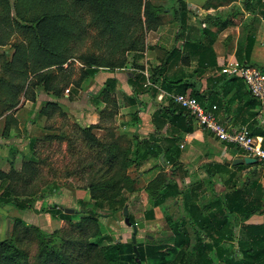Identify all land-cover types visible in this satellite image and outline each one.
<instances>
[{
  "label": "trees",
  "instance_id": "1",
  "mask_svg": "<svg viewBox=\"0 0 264 264\" xmlns=\"http://www.w3.org/2000/svg\"><path fill=\"white\" fill-rule=\"evenodd\" d=\"M233 1L236 0H220V4ZM166 8H170V11ZM247 8L264 18V0H256ZM188 10L187 0H170L167 7L151 0H0V46L10 43L14 35H23L21 40L12 45V50L5 49L0 52V118L4 119L1 134L10 137L12 126L18 125L14 114L21 106L22 98L34 102V109L29 111V117L32 118L38 107L40 92L61 98L66 89L78 90L81 83L100 68L116 70L125 67L129 61L127 53L136 52L142 56L147 48L146 32L161 26L164 15L172 13V21L180 23L182 33L187 24ZM260 17L255 15L246 25L244 39L236 53L238 61L256 67L258 66L251 62V54L256 40L254 24ZM236 22L235 19L228 18L224 20L221 28ZM90 26L99 30V45L103 51L87 50L78 53L80 48L77 42L86 39L85 33ZM204 32V39L192 41L188 38L185 46L190 44L194 47L193 53L200 56L199 63L209 66L216 62L209 58V54L216 57L213 44L217 32L207 27H204ZM181 53L179 48L174 47L160 67L154 71L151 69L149 76L143 71L131 73L142 85L137 88L133 84L135 94L150 89L158 90L154 85L156 83L168 91L179 84L177 91L185 93V87L190 85L188 81H193L188 78L189 74L178 76L177 70L173 72L174 75L169 73L175 62L182 61ZM76 56L85 65L79 69L80 76L74 78L71 68L64 67V64ZM137 67L140 70L145 69L141 64H137ZM258 68L264 72V67ZM204 70L198 68L194 72L203 74ZM222 75V81L232 82L237 88L232 101L235 98L245 100L248 107L261 103L249 91L243 78L230 76L223 71ZM117 86V79L111 77L95 97V101L102 100L107 103L102 112L108 120L114 118L119 108L114 95ZM195 91L193 89L189 95L204 103L203 97ZM69 96L71 99L72 93ZM212 99L219 103L224 101L219 95ZM138 102L136 95L131 97V103ZM56 112L63 114L65 111L57 100H50L38 107L36 116L52 117ZM195 119L196 116L191 110L169 97L168 102L153 114L154 123L159 129L169 124L167 134L158 139L154 138L153 141L142 139L138 142L137 138L123 140L122 134L112 130L110 139L106 141L96 136L94 130L98 127L97 124L79 128L86 147L104 153L103 157L98 155L108 166L106 173L111 172L117 162L123 167L133 163L139 166L150 156L158 157L164 151L166 157L169 153H175L172 167L166 168L163 164L160 172L144 186L153 205L146 210L145 216L153 220L156 218L155 208L160 207L165 211V220L171 232L167 241L158 240L153 235L152 238L146 237L145 241L139 242L134 233L130 240L119 238L112 243L103 244L107 239L112 240V237L107 233L101 235L97 228L94 231L95 241L91 243H83L86 240L83 235H71L70 240L61 239L62 243H57L58 229L53 233H45L35 226L41 243L36 259L31 260L29 243H26L29 225L18 217L14 219L11 234L0 240V264H82V259L88 257L92 264H139L135 245L142 264H264V223H246L252 214H264V184L258 180L245 187L234 184L223 196H214L206 202L200 201L198 183L189 189L183 187L188 171L183 170L179 161V144L185 132L193 131ZM248 127L253 135L264 136V124L260 126L257 121H252ZM49 137L51 135L45 136ZM38 138L36 135L31 138L30 149L35 148ZM134 141L137 144L133 148ZM213 165L225 168L219 164L210 166ZM38 166V162L32 157L26 159L20 169L12 164L8 172L0 170V206L11 204L19 210L33 208L37 213L46 210L35 206L36 201L45 199L43 195L19 198L36 179ZM118 180L133 182L118 170L106 181L89 185L93 200L84 201L82 204L90 211V216L83 218L78 223L79 226L82 227L83 221L88 219L96 222L97 217L102 216L101 210L105 208L111 216H116L120 211L124 213L129 197L115 191ZM55 189L59 190L56 185ZM97 189L101 190L100 195H96ZM175 201L179 202V208L176 213L171 214L169 210ZM79 211L66 213L57 204L48 209L54 218L67 220L79 216ZM129 217L132 225L137 228L139 221L135 220L132 213H129ZM126 222L124 218V224L129 223ZM237 227L239 230H236Z\"/></svg>",
  "mask_w": 264,
  "mask_h": 264
},
{
  "label": "crops",
  "instance_id": "2",
  "mask_svg": "<svg viewBox=\"0 0 264 264\" xmlns=\"http://www.w3.org/2000/svg\"><path fill=\"white\" fill-rule=\"evenodd\" d=\"M254 2L256 0H236L221 5L220 0H187L188 19L182 33L180 32V23L177 21H173L167 27L168 29L164 28L166 24L159 26L155 30L154 41H146L147 48L142 56L136 52L127 53L129 61L125 67L116 70L100 68L95 74L86 78L78 87V90L69 91L68 88L61 98H54L52 95L47 94L45 102L57 100L75 123L81 125L97 124L98 127L94 130L96 136L106 141L111 137L112 127V131L115 133L123 136L126 134L129 139L137 138L138 142L142 139L153 141L154 138H161L167 134L169 124L167 123L159 129L154 123L153 114L168 102L170 96L167 93H179L177 91L179 84L168 91L159 83H156L154 85L158 90L150 89L135 94L133 84H136L137 88L142 85L131 73L143 71L149 76L151 69L154 71L157 67H160L162 61L171 53V50L177 47L182 51V61L175 62L170 67L169 73L174 75L173 72L177 70L178 76L183 73L189 74L188 78L193 81H188L190 85L185 87V93L190 94L195 89V92L203 97V100H201L204 102L202 104L206 109L211 110L213 105H217L214 109L216 118L231 131L238 130L242 125L248 126L252 121H257L258 125L261 126L264 124V103L261 102L254 107H248L245 100L235 98L232 101L233 96L237 93V88L233 86L232 82L222 81L221 70L228 62L238 61L236 53L240 42L244 39L246 25L252 21L255 15L261 16L247 8L249 4L251 5ZM228 18L235 19L237 22L221 28L224 20ZM255 23L256 40L251 54V62L258 67H264V18L260 17V20ZM204 27L217 32L213 44L216 57L209 54V58L216 62L209 66L208 64L202 65L199 63L200 56L193 53L194 47L190 44L185 46L188 38L192 41L204 39L206 36ZM184 57L185 60H183ZM137 64L144 65L145 69L140 70ZM198 68L201 70L204 68V73L196 74L194 71ZM111 77L116 78L118 81L114 95L119 108L114 118L108 120L105 113L102 112L107 103L102 100L95 101V97L104 87L107 79ZM70 93L73 95L71 99ZM160 94H163L162 98H159ZM135 95L139 102L133 104L131 103V97ZM217 95L222 96L223 103L212 99ZM34 106V102L25 98L22 99L21 106L14 114L19 123L17 126H12L10 137H4L1 134L3 126L1 127L0 170L8 172L12 168V164L19 168L24 160L23 157L35 155L38 150L37 145L35 144V148L30 149L31 138L36 135L35 132L43 134V138L49 135L50 126L48 122L53 117L48 118V116L43 115L37 118L36 111L38 107H36L37 109L32 118L29 117V111L33 110ZM39 119H43L42 125L39 124ZM60 120L63 119L56 117V123ZM193 127L192 132H185L182 136L179 144V161L183 165V170L188 171V175L184 178L183 187L189 189L190 186L198 183L200 185L201 202H206L214 196H223L234 184L245 187L255 180L264 184V164L260 160L234 162L235 159L248 155L240 147L217 138L197 118L193 122ZM43 129L46 130L42 131ZM58 135H60L59 132ZM136 144L134 141L133 148ZM174 154L169 153L166 157L164 151L158 157L150 156L142 161L139 167L143 168L142 171L147 169V172L138 174V179L147 184L160 172L163 164L166 168L172 167ZM212 164L224 165L225 168L215 167L214 165L211 167ZM146 196L148 195H142L146 203L145 212L153 206L151 201L146 202ZM161 211L160 207L155 208L156 217ZM169 213L172 214L173 212ZM246 223H264V214L259 212L252 214L246 220ZM236 230H239V227Z\"/></svg>",
  "mask_w": 264,
  "mask_h": 264
},
{
  "label": "rangeland",
  "instance_id": "3",
  "mask_svg": "<svg viewBox=\"0 0 264 264\" xmlns=\"http://www.w3.org/2000/svg\"><path fill=\"white\" fill-rule=\"evenodd\" d=\"M151 1L164 7L170 5V0ZM166 9L168 12L170 11V8ZM173 18L174 16L172 13L164 15L163 24H166L164 27L165 29H168L167 27L173 23ZM155 30L156 29H151L146 32V41H154V34H156ZM86 31V39L84 41L80 40L77 42V45L80 48L78 53L87 50L102 52L103 49H100V35L97 27L90 26ZM22 38L23 35L21 34L20 36L14 35L10 43L0 46V52L5 49H8V51L12 50V45ZM101 40L102 42L104 41L103 38ZM78 53L76 55H79ZM84 65L85 64L80 60V58L76 56V58H70L64 64V67L71 68L73 71V77L77 78L80 76L79 69L83 68ZM47 94V92L43 91L39 93L37 105L43 106L45 104ZM52 97H54V95ZM59 112H56L52 116L53 119L48 122V125L50 126L49 135H51V137L43 138V134L35 132L36 136L39 137L36 142L38 150L35 156H22L24 160L22 161L21 166L18 168L15 165L17 169H20L26 159H31L32 157L36 159L39 164V172L36 174V179L33 181L31 186H27L24 190L26 192L21 193L19 198H25L27 195H34L36 197L43 195L45 196V199L36 201L35 206L46 210L42 213H37L33 208L19 210L11 204L0 206V240L8 236V221L11 220L9 227L10 235L15 221L14 219L19 217L24 221V223L29 225L26 243H29L28 247L31 251V260L36 259L41 243L39 232L36 228H34L35 226L39 227L45 233H53L56 229H58L59 234L57 237V243H62L61 239H64V241L70 240L71 235H83L86 239L83 240V243H91L95 241L96 236L94 231L97 228L100 230L99 233L101 235L107 233L112 237V240L107 239L103 242V244L112 243L119 238L130 240L132 234L134 233L136 234L137 241L139 242L145 241L146 237L152 238L153 235H155L158 240L167 241L171 232L168 227L169 225L165 220V211L162 210L159 212L158 216L153 220H149L145 216L144 207L146 203L142 195L147 194L144 189L146 183H143L140 179H138V174L147 172V169L142 171L143 168L137 166L136 163L123 167L122 164L120 166V163L117 162L114 165L113 170L106 173L108 166L105 165L104 160L98 155L100 154L103 157L104 153L88 149L82 140L79 128L85 125L73 122L72 119H70L68 112L65 111L63 114ZM56 117H61L63 120L56 123ZM42 120L43 119H39L40 125L44 122ZM3 124L4 119H1L0 129ZM111 129L113 130V127ZM44 130L46 129H43L42 131ZM58 132L60 135H58ZM55 135L57 136L54 137ZM124 137L123 140H130L126 134H124ZM118 170L132 179L133 182L125 183L123 180H118L119 182L116 184L115 191L117 190V192L122 195H128L129 213H132L133 216H135L136 221H143L145 225L142 227L138 224L136 228L132 225V223L130 224L126 222L127 224H124L125 215L122 211L118 212L116 216H111L109 214V210L105 208L101 210L102 216L97 217L96 222L95 220L88 219L83 221L84 224L82 227L79 226L78 223L83 218L90 216V211L85 209V206L82 204L84 201L93 200L89 185L91 183L96 185L97 181H106L112 174L115 173V171ZM55 185L59 188L58 191H56ZM101 193V190L97 189L96 195H100ZM145 200L146 202L151 201L148 196H146ZM55 204L60 206L62 209L65 207L76 208L80 210V214L79 216L73 218V220L56 219L50 212H48V209ZM178 208L179 202L175 201L169 212L176 213ZM76 241L79 242V240ZM79 258L80 257H78V259ZM82 260V264H92L90 257Z\"/></svg>",
  "mask_w": 264,
  "mask_h": 264
},
{
  "label": "built area",
  "instance_id": "4",
  "mask_svg": "<svg viewBox=\"0 0 264 264\" xmlns=\"http://www.w3.org/2000/svg\"><path fill=\"white\" fill-rule=\"evenodd\" d=\"M222 71L230 76H239L245 80L249 91L264 103V72L256 67L240 61L228 62ZM176 102L191 110L197 120L211 130L219 139L240 147L248 156L256 157L264 164L263 136L253 135L247 125H242L238 130L231 131L226 125L219 122L213 109H206L205 106L194 96L186 93H167ZM163 94L159 95L162 98Z\"/></svg>",
  "mask_w": 264,
  "mask_h": 264
},
{
  "label": "water",
  "instance_id": "5",
  "mask_svg": "<svg viewBox=\"0 0 264 264\" xmlns=\"http://www.w3.org/2000/svg\"><path fill=\"white\" fill-rule=\"evenodd\" d=\"M244 161L245 162H255V161H257V158L256 157H252V156H246V157H242V158H237V159H235L234 162L242 163ZM64 209H65V212L66 213H75V212H78L79 211L78 209L73 208V207H65ZM124 215H125L126 221L131 224L132 222H130L129 207H128V205H126L124 207ZM10 224H11V220L8 221V230H7V234L8 235H9V232H10L9 231ZM144 225H145V223L143 221L139 222V226H142L143 227ZM134 248H135V251H136V254H137L136 255V259H137V261H138L139 264H142V261H141V259L139 257V250H138L137 245H135Z\"/></svg>",
  "mask_w": 264,
  "mask_h": 264
}]
</instances>
